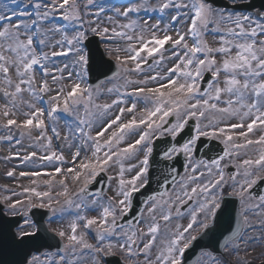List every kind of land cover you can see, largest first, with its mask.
<instances>
[{"label": "snow or ice", "instance_id": "snow-or-ice-1", "mask_svg": "<svg viewBox=\"0 0 264 264\" xmlns=\"http://www.w3.org/2000/svg\"><path fill=\"white\" fill-rule=\"evenodd\" d=\"M252 7L250 0H225L222 5L216 0H158L155 4L130 0L108 9L113 15L102 20L106 9L97 0H0V99L4 101L0 128L7 132L0 140L20 145L27 137L29 147L42 148L45 154L31 151L21 156L17 151L14 155L22 162L54 166L46 173L48 179L31 181L47 190L25 187L23 191L31 194L27 201L4 198L13 216L23 209V223L17 224L15 233L11 228L6 233L0 229V250L5 242L11 245L19 253L17 264H110L108 258L117 256L119 264H186L187 251L213 232L228 203L226 197L235 196L243 206L241 222L235 230L229 226L230 235L222 234L223 242L218 241L225 256L202 251L197 264H233L227 259L231 255L236 256L234 264H249L238 255L241 244L264 240V194L256 197L250 191L264 182V6L245 11ZM141 12L159 15L141 20ZM133 13L137 18H132ZM57 17L67 23L57 25ZM92 37L105 42L107 55L124 53L114 59L116 75L125 85H143L126 93L136 97L130 105L122 98L97 103L103 92L119 89L114 85L93 89L84 83L93 70ZM116 40L125 46L111 47ZM161 68L163 72L157 70ZM133 74H144V78L131 79ZM106 79L111 82L113 77ZM202 81L207 83L203 90ZM152 82L157 86L148 87ZM25 93L31 99H25ZM140 101L143 107L137 111ZM114 107L112 118L100 123ZM18 113L24 118L19 119ZM60 113L69 118L63 136L57 127ZM126 113L130 118L124 120ZM189 121H195L191 128ZM13 129L20 138L14 137ZM256 132L260 134L252 138ZM128 136L135 138L121 147ZM201 138L219 141L223 154L210 161L195 159ZM54 139L62 141L56 149ZM157 140L164 142L158 163L173 175L177 173L173 162L183 156L185 175L179 181L173 175L172 192L148 197L135 225L121 223L131 211L133 194L149 183ZM250 148L256 158L233 163L237 172L226 173L229 164L222 162L242 153L247 157ZM125 159L137 163L125 168ZM112 164L119 166L116 176L109 177L117 181L116 195L106 200L99 193L93 197L89 185ZM126 171L135 174L126 179ZM41 175L20 172L22 177ZM190 201L194 207H186ZM35 208L47 209L61 220L69 209L75 210L67 229H43L63 241L55 253H40L35 247L44 240L41 228L28 215ZM182 208L187 211L186 225L168 227L174 216H185ZM90 211L96 215H88ZM250 211L258 219L250 218ZM257 226L261 235L248 236L245 229L256 231ZM92 233L95 242L89 239Z\"/></svg>", "mask_w": 264, "mask_h": 264}, {"label": "rangeland", "instance_id": "rangeland-1", "mask_svg": "<svg viewBox=\"0 0 264 264\" xmlns=\"http://www.w3.org/2000/svg\"><path fill=\"white\" fill-rule=\"evenodd\" d=\"M130 0H97L98 4H102L106 11L104 14H102L101 18L102 20L105 19L106 16H111L113 15V13L111 11H108V9H111L113 6L115 7H120L123 4H127L129 3ZM151 3L155 4L158 2V0H150ZM93 11H96L95 8L92 9ZM132 18H137V14L133 13L131 14ZM159 14L158 13H144L141 12L139 14V17L141 18V20L143 19H147L149 16L152 17H157ZM86 19H88L89 17H85ZM92 19H95V17H92ZM121 22H124L123 19L121 18ZM154 22V20L149 21ZM55 23L57 25H63L65 23H67L66 21H63L61 19H59L57 17V19L55 20ZM106 23V21H105ZM71 31V29H70ZM209 42L212 41V36L210 35L208 37ZM101 40V38H100ZM103 49L105 51V42L101 40ZM113 48H117V47H124L125 46V42L122 40H116L113 41L112 44L110 45ZM106 53V51H105ZM116 55H120V56H124L123 52H113L112 56L107 55L106 56L110 59H112L115 63V59L114 57ZM63 57L61 58H57V62H59V60H62ZM171 66L170 64H166L164 67H168ZM145 67V74L148 72L147 70V66ZM158 71L163 72L164 68L161 69H157ZM131 79H143L144 78V74H133L131 77ZM67 83H71V81H68ZM86 85L89 86L88 84V76L85 79L84 82ZM113 85L115 86L116 89H119V91H113L111 93L108 92H103L102 95L99 96V98L96 100L97 103L103 104V103H110L112 99H116V98H122L128 105H130L131 102L136 100V97L127 95L126 93H131L132 90L136 87H143V85H125V82L123 80V78L121 76H116L114 79L111 80V82H104L101 86L104 88H108V87H113ZM148 87H156L157 86V82H152L149 85H147ZM0 87H3V85H0ZM95 89V88H93ZM24 98L25 99H31V97L28 96L27 93L24 94ZM4 101L2 99H0V104H3ZM39 106V105H38ZM45 107H47V105H44ZM120 106H125L124 104L120 105ZM143 107V102L140 101L137 104V111H139L141 108ZM22 111H28V109L25 106H21ZM117 109L114 107L108 116H104L101 118L100 123H103L104 120H108L110 118H112V116L116 113ZM18 118L19 119H23L24 117L18 113ZM130 118L129 114H125V116L123 117L124 120H127ZM69 118L67 116H65L64 114L60 113L58 114V124L57 127L61 130V135L63 136L66 131L67 128L65 127V123ZM4 120L3 116L0 115V122H2ZM231 122H235V121H231ZM49 124H51V121H48ZM97 128L99 127V123L96 126ZM96 132V128H94L92 130V134L95 135ZM13 134L15 138H20L19 137V133L13 129ZM49 135H51V132L48 133ZM260 133L256 132L253 134L252 138H256V136H258ZM3 135H7V132L0 128V136ZM135 137L132 136H128L126 137V140L122 143L121 147L125 146L128 142H130L131 140H133ZM62 143V141H57V140H53V149H56L60 144ZM31 144V141L25 137L22 140V143L20 145H16L15 144V140H13L12 142H8L5 140H0V203H2L5 207V212L8 215H12L6 207V202L4 201L5 197H8L9 200L7 202H14L16 200H22V201H27V199L31 196L30 193H25L23 191V189L25 187H35L37 189V191H45L47 190L46 187L42 184V183H38L36 185H33L31 183V181L33 179L39 181H42L44 179H48V176L46 175V173L52 172L54 169V166L52 164H49L47 162H44L43 164H39L37 163L35 160L34 161H28V162H22V160L18 157H16L14 155V153H16L17 151L20 152L21 156H23L26 152H31V151H36L38 155H44V149L39 148V147H29V145ZM66 156H68L67 151H65ZM88 155H90L91 153L88 152ZM8 156H12L11 159H5V157ZM83 156V153H82ZM251 157L253 159L256 158V152L253 150V148H250L247 150V157L245 155H243V153L241 154L240 157L238 158H230L228 162H224V163H239L240 160L244 159V158H248ZM125 168H127V166L129 164H135L137 163L136 159H125L123 161ZM68 165H61V167H67ZM118 165L112 164L108 171L105 172L104 174L106 175V177L108 178V182H109V187H108V191L107 193L102 196L103 199H107L109 197H114L116 195V188H117V181L115 179L109 180V177H114L116 176L117 172H118ZM8 171H13L14 175L12 177L7 176V172ZM32 172V171H39L42 173V175L40 177H29V176H20V172ZM237 171V169H236ZM242 171V170H241ZM135 172H125V178H130L132 175H134ZM185 175V173L183 174V176ZM60 177L57 176V179H59ZM242 177H237V179H241ZM226 179H227V175H226ZM70 187H74L73 185L70 184ZM59 188L57 186V188L53 189V194H55V191H58ZM228 190H232L231 188H229ZM15 193V194H14ZM33 199V202L36 203V198L33 196L31 197ZM167 198V197H165ZM194 204V202H193ZM195 205H191L190 207H194ZM243 209V206H242ZM73 209H69L67 213H65V219L61 220L58 219L56 217H52L49 221H48V226L50 229H67L69 220L71 219V216L74 214ZM255 212H258L260 210H253ZM20 213H23V209H21ZM18 213V214H20ZM90 216H94L96 215V212L94 211H90L87 213ZM60 214H57V216H59ZM248 215L250 216V218H252L253 220L258 219V217H254L253 216V212L250 211L248 212ZM185 218H178V220H172L168 227H172L174 228L175 225L177 223L182 224V225H186V223L188 222V217H187V211L185 212ZM161 223V227L163 230V226L165 224L164 221H160ZM141 227L143 226L142 224L140 225ZM245 231H247V235L248 236H253V237H259L261 235L260 231L258 230V226H257V230L253 231L251 229H245ZM90 239V237H89ZM256 245V246H261L263 247V251H264V240H254V241H249L247 245L245 244H241L240 247V251L238 253V255L247 260V255L249 253H251L252 247ZM247 253V255H246ZM236 259V256L233 255ZM232 259V257H229ZM41 259L43 260L44 257L43 255L41 256ZM142 259V258H141Z\"/></svg>", "mask_w": 264, "mask_h": 264}, {"label": "water", "instance_id": "water-1", "mask_svg": "<svg viewBox=\"0 0 264 264\" xmlns=\"http://www.w3.org/2000/svg\"><path fill=\"white\" fill-rule=\"evenodd\" d=\"M216 2L217 4L222 5L225 3V0H216ZM250 3L253 7L251 9H245V11H256L262 6H264V0H250ZM92 40L93 70L90 72V78L91 82H93V86L96 87L107 77L116 76L117 67L113 61H110L105 58L102 50L100 49L98 38L92 37ZM205 79H209L208 74H206ZM206 87L207 83L202 81L201 89L203 90ZM192 125H194V122L189 123V128H191ZM183 135L184 138H186L187 130ZM163 147L164 146L161 144V141H157L155 143V150L151 158V168L149 172L150 175L148 186L140 192L136 193V196L133 199V210L130 215H127L125 217L123 223L130 220L134 222L137 218L139 210L145 204L148 197L157 196L159 193H162L167 190L168 186L172 184L173 175H175L176 179L178 178L181 172V168L177 169L174 164L178 174L173 173V175H168V170L164 168L163 165L158 163L159 154ZM197 148L198 151L196 152V158H206L209 161L213 159V155L215 156L219 153V151L222 152V146H220L218 142L209 139H201L198 142ZM165 177H167V179H165ZM97 183H99V186H90L89 190L92 191V193L97 191L103 193L104 187L106 186V179L100 178L97 180ZM101 188H103V190ZM250 191L252 195L256 197L261 194H264V182H258L257 185H255V187H253V189H251ZM142 197L143 199H141ZM226 200L228 201V203L222 214L219 216L217 223L214 224L213 232L209 233V236L204 237L202 240H199L198 242L194 243L193 246L187 251L185 256L186 264H195L198 255L202 251H211L213 255H224V252L219 247L218 241L222 243L223 235H230V233L226 231L229 226H231V228L235 230L237 225L241 222V209L239 198L228 196L226 197ZM31 215L34 221L37 222V225L41 228L40 234L44 236V240L41 241V243L39 245H36L35 247H39L40 252L45 249H59V247L62 245L61 241L53 234L49 232L45 233L43 231L44 228H47L45 221L49 217V212L36 208L31 211ZM21 220L22 216L16 218L5 217L2 213V206L0 205V229H2L5 233L7 232L8 228H11V231L14 233V229L17 227V224H20ZM35 247L32 248V251L34 253ZM18 260L19 253L15 251L11 245L5 242L2 250H0V264H17Z\"/></svg>", "mask_w": 264, "mask_h": 264}, {"label": "flooded vegetation", "instance_id": "flooded-vegetation-1", "mask_svg": "<svg viewBox=\"0 0 264 264\" xmlns=\"http://www.w3.org/2000/svg\"><path fill=\"white\" fill-rule=\"evenodd\" d=\"M182 211H184V212H186V208L184 209V208H182ZM183 218H185V217H183ZM173 221L174 220H178V218H175V216L173 217V219H172ZM92 235H94V233H92L89 237H90V240H92ZM92 242H95L94 240H92ZM120 258V257H119Z\"/></svg>", "mask_w": 264, "mask_h": 264}, {"label": "trees", "instance_id": "trees-1", "mask_svg": "<svg viewBox=\"0 0 264 264\" xmlns=\"http://www.w3.org/2000/svg\"><path fill=\"white\" fill-rule=\"evenodd\" d=\"M261 255L258 253V252H255L254 254H253V257L252 258H254V259H256V258H259Z\"/></svg>", "mask_w": 264, "mask_h": 264}, {"label": "bare ground", "instance_id": "bare-ground-1", "mask_svg": "<svg viewBox=\"0 0 264 264\" xmlns=\"http://www.w3.org/2000/svg\"><path fill=\"white\" fill-rule=\"evenodd\" d=\"M68 158H70V157H68ZM68 166H70V165H68Z\"/></svg>", "mask_w": 264, "mask_h": 264}]
</instances>
